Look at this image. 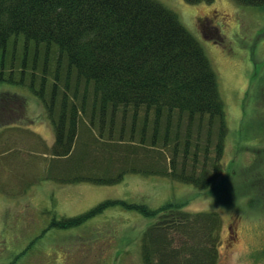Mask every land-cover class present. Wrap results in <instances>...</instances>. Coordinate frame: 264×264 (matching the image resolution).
Segmentation results:
<instances>
[{"label":"trees","instance_id":"obj_1","mask_svg":"<svg viewBox=\"0 0 264 264\" xmlns=\"http://www.w3.org/2000/svg\"><path fill=\"white\" fill-rule=\"evenodd\" d=\"M0 82L42 101L55 136L45 173L58 183L108 185L138 173L204 190L221 173L228 123L216 72L158 0H0ZM9 95L0 99L16 101ZM80 123L93 128L95 152L87 143L71 156ZM139 147L158 156L138 157ZM113 205L153 219L140 238L143 264H218L215 211L104 199L50 225L78 226Z\"/></svg>","mask_w":264,"mask_h":264},{"label":"rangeland","instance_id":"obj_2","mask_svg":"<svg viewBox=\"0 0 264 264\" xmlns=\"http://www.w3.org/2000/svg\"><path fill=\"white\" fill-rule=\"evenodd\" d=\"M158 1L178 15L216 72L228 135L214 185L201 190L138 173L108 185L58 183L45 173L55 136L42 101L27 88L0 82V96L16 100L0 99V264H143L140 238L153 219L135 210L113 205L78 226L50 225L104 199L215 211L218 264H264V6ZM81 125L71 156L91 146L93 128ZM142 148L138 157L157 155Z\"/></svg>","mask_w":264,"mask_h":264}]
</instances>
